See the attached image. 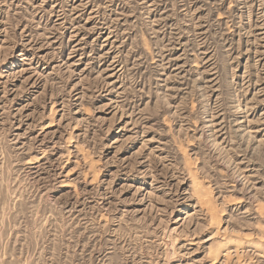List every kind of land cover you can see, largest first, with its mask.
Instances as JSON below:
<instances>
[{"label":"rangeland","instance_id":"obj_1","mask_svg":"<svg viewBox=\"0 0 264 264\" xmlns=\"http://www.w3.org/2000/svg\"><path fill=\"white\" fill-rule=\"evenodd\" d=\"M0 264H264V0H0Z\"/></svg>","mask_w":264,"mask_h":264}]
</instances>
